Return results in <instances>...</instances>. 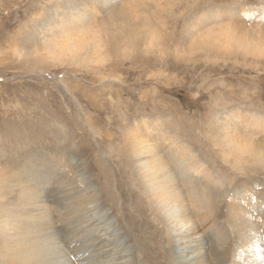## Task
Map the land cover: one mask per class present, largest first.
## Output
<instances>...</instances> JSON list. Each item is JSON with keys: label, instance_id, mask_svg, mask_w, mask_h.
Instances as JSON below:
<instances>
[{"label": "bare ground", "instance_id": "6f19581e", "mask_svg": "<svg viewBox=\"0 0 264 264\" xmlns=\"http://www.w3.org/2000/svg\"><path fill=\"white\" fill-rule=\"evenodd\" d=\"M90 1L96 7L99 3L117 5L118 12L100 17L101 33L95 28L96 13L92 18H75L63 32L41 42L47 53L95 60L107 51L109 30L104 24L113 26L117 20L130 24L139 18L150 25L154 20L152 31H156L155 19H161L163 11L170 13L174 4V0ZM257 9L256 31L248 30V36L243 35L245 43L239 41L243 57L257 58L261 50L264 57V40L259 36L264 39V7ZM247 10L243 17H248ZM201 18L196 16L187 27L184 39L191 46L212 45L225 31L223 27V33L210 35V42L200 41L203 37L197 32L202 30L197 28ZM160 22L158 30L162 29ZM131 26L139 29L145 24ZM129 27L123 29L124 39H130ZM140 33L134 41H125L133 54L143 43L149 47L148 32ZM149 39L155 41L153 47L162 48L165 36L157 33ZM162 58L145 60L149 65L162 64ZM129 63L126 79L134 75L142 80L146 71L136 73L137 57ZM146 82L143 79L138 85ZM246 89L240 91L242 102L225 100L221 104L218 99L214 104L207 139L215 159L185 131L178 132L175 141L159 121L149 120L143 113L134 118L121 129L124 145L119 153L108 146L110 158L127 182L115 178L94 145L81 135L76 139L69 136L66 121L56 117L59 127L53 130V153L41 159L47 184H40L41 172L29 159L24 162L25 173L7 174L0 160V264H148L147 250L160 264H264V180L259 177L261 172L257 174L264 172V106L257 105L264 98V89L245 97ZM144 94L142 91L141 98ZM104 135L100 134L101 141L107 139ZM57 139L61 142L55 143ZM124 185L130 186L126 193ZM135 195L144 204L140 215L154 225L152 231L140 227L135 233L128 226L125 199Z\"/></svg>", "mask_w": 264, "mask_h": 264}, {"label": "rangeland", "instance_id": "374dc122", "mask_svg": "<svg viewBox=\"0 0 264 264\" xmlns=\"http://www.w3.org/2000/svg\"><path fill=\"white\" fill-rule=\"evenodd\" d=\"M94 2L0 0V160L5 174L25 173L24 162L29 159L30 164L41 172L40 184L48 183L41 159H47L53 153V130L59 127L56 117L66 121L69 136L76 139L81 135L86 143L94 145L114 171L115 178L120 176L124 182L127 180L118 172L117 162L110 158L108 146L112 147L113 153H119L124 145L121 129L143 114L149 120L162 123L175 141L178 132L185 131L215 159L210 153L207 133L216 100L221 99V104L225 100L242 102L240 91L244 88H247L245 97L259 94L260 89H264V57L260 55L263 50L258 53L259 57L255 56L257 58L243 57L239 45V41L244 42L243 35L248 36V30L256 31L259 19L254 15L258 13L257 8L264 7V0H174L170 13L163 11L161 19H155L158 21L156 31H152L155 30L154 20L150 25L139 18L129 21L130 24L121 20L113 21V26L104 24L109 30L107 51L95 60L47 53L42 45L44 40L51 38L53 33L63 32L77 17L92 18L96 13L95 28L102 32L100 17H106L104 15L109 11L117 13V5L105 7L99 3L96 7ZM245 9H248V17H243ZM199 15L202 18L197 30L202 32L197 33L203 37L200 41L210 42L209 36L223 33V27L227 35L223 36V33L220 40L212 37L216 42L212 45L191 46L184 37L189 32L190 21ZM161 20L162 29L158 30ZM141 22L144 27L136 29L131 26ZM123 25L132 27H129L130 39L123 38L128 29ZM139 30L148 32L149 47L143 43L133 54L124 44L125 41H134L136 35L141 34ZM157 33L165 36L162 48L153 47L155 41L149 39ZM259 36L261 41L264 40L263 35ZM112 44L116 46L112 48ZM144 54L147 57H143ZM133 57L138 59L136 73L146 71L143 79L147 82L144 84L138 85L143 79L134 75L126 79L127 67H131L129 60ZM145 58L152 61L162 58L163 61L162 64L149 65ZM142 91L145 94L141 98ZM129 101H132L130 106ZM257 105L263 107L264 98L257 101ZM100 134H106L107 139L101 141ZM263 173H257L262 180ZM20 181L22 183L23 179ZM123 188L126 193L130 186L124 185ZM138 195L125 199L128 226L135 233L140 227L152 231L151 220L140 215L144 204ZM148 251L145 252L146 262L160 264V259L156 261Z\"/></svg>", "mask_w": 264, "mask_h": 264}]
</instances>
